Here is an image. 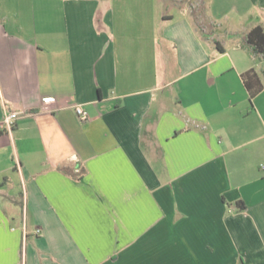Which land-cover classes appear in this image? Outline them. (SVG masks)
<instances>
[{
  "label": "crops",
  "instance_id": "obj_1",
  "mask_svg": "<svg viewBox=\"0 0 264 264\" xmlns=\"http://www.w3.org/2000/svg\"><path fill=\"white\" fill-rule=\"evenodd\" d=\"M256 25L264 0H0V264H264Z\"/></svg>",
  "mask_w": 264,
  "mask_h": 264
},
{
  "label": "trees",
  "instance_id": "obj_2",
  "mask_svg": "<svg viewBox=\"0 0 264 264\" xmlns=\"http://www.w3.org/2000/svg\"><path fill=\"white\" fill-rule=\"evenodd\" d=\"M247 41L255 56L259 57L261 55H264V28L262 25H256L249 31ZM252 76L257 77V73L254 69L249 70L244 75L247 84H249V78H251ZM262 87L263 85L261 84L255 88H251V95L254 96L262 89Z\"/></svg>",
  "mask_w": 264,
  "mask_h": 264
},
{
  "label": "built area",
  "instance_id": "obj_3",
  "mask_svg": "<svg viewBox=\"0 0 264 264\" xmlns=\"http://www.w3.org/2000/svg\"><path fill=\"white\" fill-rule=\"evenodd\" d=\"M42 108L45 111H53L55 109L56 105V99L53 96L44 97L42 99ZM75 111L81 118V120H88L89 119V113L81 106V105H75ZM20 117V112L18 111H10L1 121V126H7L8 128H11L12 125L15 123L17 119ZM26 207V203H25ZM40 230H38L39 232Z\"/></svg>",
  "mask_w": 264,
  "mask_h": 264
},
{
  "label": "rangeland",
  "instance_id": "obj_4",
  "mask_svg": "<svg viewBox=\"0 0 264 264\" xmlns=\"http://www.w3.org/2000/svg\"><path fill=\"white\" fill-rule=\"evenodd\" d=\"M239 25H242V24H239ZM237 37H238V39L242 37L240 32L237 33Z\"/></svg>",
  "mask_w": 264,
  "mask_h": 264
}]
</instances>
